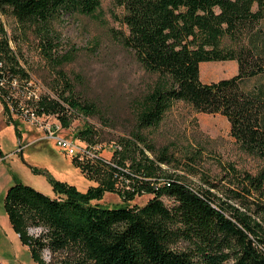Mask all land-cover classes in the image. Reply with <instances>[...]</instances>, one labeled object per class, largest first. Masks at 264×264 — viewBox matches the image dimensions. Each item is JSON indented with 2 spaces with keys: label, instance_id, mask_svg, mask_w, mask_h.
I'll use <instances>...</instances> for the list:
<instances>
[{
  "label": "trees",
  "instance_id": "1",
  "mask_svg": "<svg viewBox=\"0 0 264 264\" xmlns=\"http://www.w3.org/2000/svg\"><path fill=\"white\" fill-rule=\"evenodd\" d=\"M112 1L124 9L120 22L126 28L115 38L152 76L145 92L129 101L136 129L110 159H73L97 183L86 192L49 178L52 197L16 181L4 197L12 229L38 264H264V81L245 85L264 77V33L258 29L264 0ZM101 6L102 0H0V81L7 82L0 86V102L10 119L3 97L14 79L30 76L1 16L13 18L20 31L36 33L50 56L55 19L92 16ZM222 61H236L237 75L202 82L201 64ZM65 93L56 89L59 99L40 97L31 106L39 115H56L64 127L71 116L94 112L93 104ZM177 102L225 117L240 150L262 162L260 170L254 175L230 166L220 182L198 189L166 176L163 166L172 157L167 148L150 144L144 131L158 128ZM94 132L88 125L80 135L94 146ZM115 192L123 197L119 206L95 202ZM141 194L152 198L142 207L131 205Z\"/></svg>",
  "mask_w": 264,
  "mask_h": 264
},
{
  "label": "rangeland",
  "instance_id": "2",
  "mask_svg": "<svg viewBox=\"0 0 264 264\" xmlns=\"http://www.w3.org/2000/svg\"><path fill=\"white\" fill-rule=\"evenodd\" d=\"M123 13L124 9L112 0H102L101 8L92 16L61 15L51 24L49 36H53L55 49L50 56L46 55L44 43L36 33L20 31L13 18L1 16L11 46L30 76L29 81L17 80V100L27 101L29 92L36 93L39 98L59 99L56 89H65V96L93 104L92 114L71 116L63 135L85 141L80 133L88 125L93 126L95 139L101 146L99 152L107 159L112 158L121 140L135 131L136 117L129 101L141 96L152 79L137 63L134 54L115 38L117 32L126 30L120 22ZM258 29L264 33V20ZM237 73L236 61L207 62L200 66V77L205 83L231 78ZM261 81L264 77L248 80L246 88L251 89ZM1 105L0 102V149L3 153L0 155V264H38L32 259L29 247L21 243L11 227L4 207L7 190L19 181L53 197L49 178L69 183L82 192L97 183L76 167L73 159H78L66 156L52 142L43 139L33 125L17 119V112L10 119ZM144 136L159 150L168 149L173 161L163 166L165 175L181 177L194 189L210 186L207 182H220L231 170L230 166L254 175L262 167L258 158L240 150L225 117L197 113L182 102L175 103L161 125L145 130ZM146 152L152 158L151 153ZM125 164L123 170L129 172L131 161L128 159ZM223 184L227 182L221 186ZM122 198L117 192L106 193L102 200L95 202L116 207L124 203ZM151 198L150 194L137 195L131 205L142 207ZM164 201L168 207L174 205L166 197ZM29 233L38 235L39 230L30 229ZM45 255L42 258L46 260Z\"/></svg>",
  "mask_w": 264,
  "mask_h": 264
},
{
  "label": "built area",
  "instance_id": "3",
  "mask_svg": "<svg viewBox=\"0 0 264 264\" xmlns=\"http://www.w3.org/2000/svg\"><path fill=\"white\" fill-rule=\"evenodd\" d=\"M17 80L18 79H14L12 81L11 91L3 97L9 106L12 117L17 112V115H19L17 116V119H22L23 121L33 125V127L42 133L43 139L52 142L58 150L68 157L76 158L82 162H86L90 159L105 158L99 152L101 150V146L99 144L93 146L86 140H76L64 136V126L56 115H39L35 108L31 106V103H34L39 99V96L36 93L29 92L27 94V101L23 102L17 100L15 97ZM5 85H7V82L5 80H1L0 86L5 88ZM22 93L24 94V92ZM117 149H119V147Z\"/></svg>",
  "mask_w": 264,
  "mask_h": 264
},
{
  "label": "water",
  "instance_id": "4",
  "mask_svg": "<svg viewBox=\"0 0 264 264\" xmlns=\"http://www.w3.org/2000/svg\"><path fill=\"white\" fill-rule=\"evenodd\" d=\"M21 154H22V151H21Z\"/></svg>",
  "mask_w": 264,
  "mask_h": 264
},
{
  "label": "crops",
  "instance_id": "5",
  "mask_svg": "<svg viewBox=\"0 0 264 264\" xmlns=\"http://www.w3.org/2000/svg\"><path fill=\"white\" fill-rule=\"evenodd\" d=\"M2 106V105H1ZM3 107V106H2Z\"/></svg>",
  "mask_w": 264,
  "mask_h": 264
}]
</instances>
